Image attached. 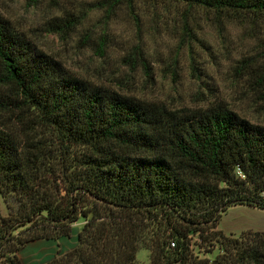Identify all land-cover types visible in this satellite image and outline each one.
I'll return each mask as SVG.
<instances>
[{
	"label": "trees",
	"instance_id": "trees-1",
	"mask_svg": "<svg viewBox=\"0 0 264 264\" xmlns=\"http://www.w3.org/2000/svg\"><path fill=\"white\" fill-rule=\"evenodd\" d=\"M174 1L264 16V0ZM78 23L63 13L46 32L67 36ZM257 85L264 100V73ZM4 112L19 127L0 121V196L14 198L19 210L14 218L0 215V246L17 229L27 234L0 254L4 264H21L15 253L25 242L58 238L71 247L49 264H136L139 248L148 251V264H208L192 255L193 235L209 245L227 242L213 230L229 207L264 211L263 126L220 107L179 114L93 86L0 17ZM39 128L60 150L71 149L72 165L60 169L67 172L59 200L37 184L46 165L48 175L55 173L38 140L28 137ZM232 243H224L222 262L209 264H264V234Z\"/></svg>",
	"mask_w": 264,
	"mask_h": 264
},
{
	"label": "rangeland",
	"instance_id": "rangeland-1",
	"mask_svg": "<svg viewBox=\"0 0 264 264\" xmlns=\"http://www.w3.org/2000/svg\"><path fill=\"white\" fill-rule=\"evenodd\" d=\"M63 13L76 17L78 26L67 36L47 33L45 24ZM0 17L70 76L93 86L179 114L220 107L264 127V100L257 85L264 73V16L216 12L174 0H37L35 5L27 0H0ZM0 121L12 130L19 127L9 112L0 113ZM28 137L38 140L43 162L53 163L55 169L48 175V166L43 167L37 184L59 200L64 195L63 172H67L60 169L72 165L71 149L60 150L44 128ZM18 210L14 198L0 196L1 216L14 218ZM82 224L79 220L72 226ZM25 228L3 242L0 254L17 240L27 239ZM213 232L227 242L209 245L196 235L190 239L192 255L208 264L227 256L224 243L247 244L254 234H264V211L229 207ZM71 243L65 238L28 241L15 257L21 264H49ZM135 263L148 264V251L139 248Z\"/></svg>",
	"mask_w": 264,
	"mask_h": 264
}]
</instances>
